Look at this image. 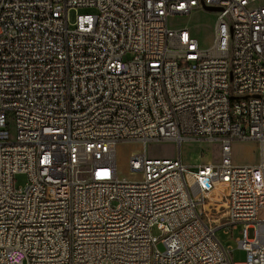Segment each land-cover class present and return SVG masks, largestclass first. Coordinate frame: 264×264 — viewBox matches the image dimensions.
I'll return each instance as SVG.
<instances>
[{"label":"built area","instance_id":"built-area-1","mask_svg":"<svg viewBox=\"0 0 264 264\" xmlns=\"http://www.w3.org/2000/svg\"><path fill=\"white\" fill-rule=\"evenodd\" d=\"M195 10L217 13L209 47L169 26ZM202 138L220 162L146 153ZM240 226L264 264V0H0V264H236L216 231Z\"/></svg>","mask_w":264,"mask_h":264},{"label":"rangeland","instance_id":"rangeland-1","mask_svg":"<svg viewBox=\"0 0 264 264\" xmlns=\"http://www.w3.org/2000/svg\"><path fill=\"white\" fill-rule=\"evenodd\" d=\"M95 8H78L69 11L70 22L76 20L77 14L95 13ZM217 18L215 10H195L188 15L171 16L169 26L171 28L189 27L192 34L198 38L202 47H209L213 40V28ZM131 54H129L130 56ZM143 152V147L139 143H120L117 148L118 173L121 178L141 179L142 174L133 172L130 169V159L136 154ZM146 153L149 157L175 158L181 156L186 165L197 168L202 164L218 163L221 160V147L217 141H208L206 139H187L180 143L177 141H159L151 142L147 145ZM233 161L237 164H256L262 159L261 145L255 140H236L232 145ZM28 176L25 173H17L15 184L18 189L27 185ZM210 197L220 200L221 192L214 188L210 192ZM241 226L236 230L229 227L217 229V238L224 246H230L232 249V260L236 264H242L246 260V252L237 241L241 236ZM154 237L160 238L161 231L156 226L151 229ZM158 247L163 250V243L159 242Z\"/></svg>","mask_w":264,"mask_h":264}]
</instances>
